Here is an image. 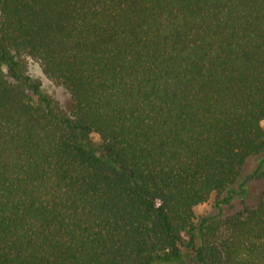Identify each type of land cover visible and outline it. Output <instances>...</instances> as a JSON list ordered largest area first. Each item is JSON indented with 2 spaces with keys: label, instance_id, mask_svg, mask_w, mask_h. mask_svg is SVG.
I'll list each match as a JSON object with an SVG mask.
<instances>
[{
  "label": "trees",
  "instance_id": "trees-1",
  "mask_svg": "<svg viewBox=\"0 0 264 264\" xmlns=\"http://www.w3.org/2000/svg\"><path fill=\"white\" fill-rule=\"evenodd\" d=\"M263 120L264 0H0V264H264V188L197 213Z\"/></svg>",
  "mask_w": 264,
  "mask_h": 264
},
{
  "label": "rangeland",
  "instance_id": "rangeland-1",
  "mask_svg": "<svg viewBox=\"0 0 264 264\" xmlns=\"http://www.w3.org/2000/svg\"><path fill=\"white\" fill-rule=\"evenodd\" d=\"M27 65V73L40 83L41 90L57 99L63 108H68L70 105V97L68 92L63 87L57 86L51 82L44 75L40 66L35 61L28 59ZM262 124L264 126V120L262 121ZM262 157H264V154L251 157L244 167V176L251 175L247 182L249 198L244 204L239 199H236L232 205L223 206V208L220 209L215 204L214 199H211L197 208L198 215L209 217L210 220L220 219L222 218L221 216L232 214L233 212L242 208L244 205L252 203L258 196L259 192L264 188V165H262L259 173L255 174V170L257 169Z\"/></svg>",
  "mask_w": 264,
  "mask_h": 264
}]
</instances>
